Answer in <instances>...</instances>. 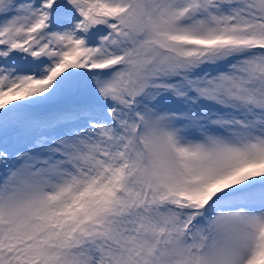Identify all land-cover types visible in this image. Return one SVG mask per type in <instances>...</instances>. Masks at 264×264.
<instances>
[{
    "label": "snow or ice",
    "instance_id": "6c2138e0",
    "mask_svg": "<svg viewBox=\"0 0 264 264\" xmlns=\"http://www.w3.org/2000/svg\"><path fill=\"white\" fill-rule=\"evenodd\" d=\"M0 264H264V0H0Z\"/></svg>",
    "mask_w": 264,
    "mask_h": 264
}]
</instances>
